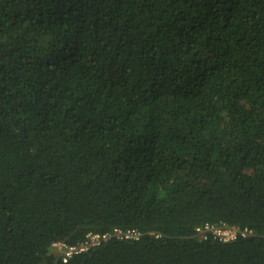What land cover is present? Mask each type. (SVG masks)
I'll return each mask as SVG.
<instances>
[{"label":"trees","instance_id":"16d2710c","mask_svg":"<svg viewBox=\"0 0 264 264\" xmlns=\"http://www.w3.org/2000/svg\"><path fill=\"white\" fill-rule=\"evenodd\" d=\"M0 264H264V0H0Z\"/></svg>","mask_w":264,"mask_h":264},{"label":"built area","instance_id":"2783aa9c","mask_svg":"<svg viewBox=\"0 0 264 264\" xmlns=\"http://www.w3.org/2000/svg\"><path fill=\"white\" fill-rule=\"evenodd\" d=\"M196 230L202 234L205 231H212L219 239L229 240L235 238L237 234L247 235L251 232L250 229L244 228L240 230L232 229L224 226L210 225L208 223L203 226H199ZM140 231L136 229H121L115 227L110 232L98 233L89 232L86 234L85 239L77 244H69L62 240L53 241L50 245L51 251L56 254V257L62 262H67L70 257L80 252L86 251L92 247L100 245L111 236L125 239H138L140 237Z\"/></svg>","mask_w":264,"mask_h":264}]
</instances>
